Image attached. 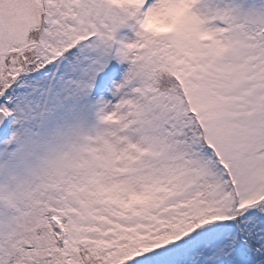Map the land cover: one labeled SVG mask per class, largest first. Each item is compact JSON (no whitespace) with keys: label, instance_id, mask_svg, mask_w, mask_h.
I'll return each mask as SVG.
<instances>
[{"label":"snow or ice","instance_id":"1","mask_svg":"<svg viewBox=\"0 0 264 264\" xmlns=\"http://www.w3.org/2000/svg\"><path fill=\"white\" fill-rule=\"evenodd\" d=\"M0 264H264V0H0Z\"/></svg>","mask_w":264,"mask_h":264}]
</instances>
